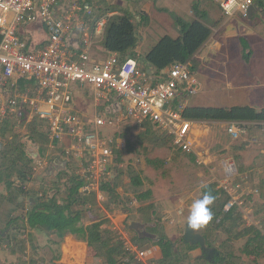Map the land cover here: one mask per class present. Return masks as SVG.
I'll return each instance as SVG.
<instances>
[{"label": "rangeland", "instance_id": "rangeland-1", "mask_svg": "<svg viewBox=\"0 0 264 264\" xmlns=\"http://www.w3.org/2000/svg\"><path fill=\"white\" fill-rule=\"evenodd\" d=\"M93 1L101 3L102 7L114 5L118 9L133 11L135 21L138 19L139 11L150 7L152 14L147 17L145 24L141 26L135 22L138 37L136 52L140 58L161 37L165 35L172 38L177 37L179 33L176 19L191 22L192 18L188 16V7L192 10L196 2L194 0L190 6L189 4L187 6L183 0H141V2H137V0ZM258 10L252 21L240 14L235 17L234 25L229 28V31L232 29L234 32L232 36L236 37L230 40L228 45L216 55L218 64L212 66L213 70H210L212 59H209V62L206 60L203 63L202 67L210 66L205 69L198 66V60L190 62L191 67L193 66L194 68V77L203 84V88L200 93L195 92L188 96V106H192L193 102H196L194 104L206 107H223L240 104L251 105L257 110L258 108H264V71L261 72L264 64V16L258 13ZM76 18L83 19L84 15L77 12ZM204 22L209 26L214 23L211 17L205 19ZM105 33L106 31L102 34V38H104ZM242 40L243 44L241 45ZM247 46L253 51V61L248 64L242 59V52H247ZM230 70L238 72V75H234V79H238L235 83L224 79V74ZM230 81L234 85L233 89H231L232 92L225 93L224 91H230L228 87V82ZM73 84H71V90L82 92L78 98H82L83 103L77 104L76 98L72 96L69 106H73L74 102H76L75 112L81 115L87 123H90L95 115L93 92L87 85H84L82 88H76L77 84ZM240 88L243 89L240 90ZM229 94H235L239 98L225 97ZM97 110L101 112L103 107H99ZM120 116V119L123 120L124 112ZM115 122V127L107 125L100 128V134L102 137H115L123 145L122 149H120V163L114 162L113 167L115 176L118 173L117 169H120L122 172L118 178L119 186L117 188V192L122 197V206L120 205L118 208L108 211L105 208L106 195L104 202L98 203L96 201V206L87 212L85 224L99 219L106 220L107 226L122 242L128 241L135 245L128 227L131 223H140L145 225L148 230H150L149 228L155 229V233L153 234L156 238L159 236V232H164L170 241L174 242L175 245H179L185 224L187 223L191 203L193 200L202 197L201 189L204 186L214 183L220 188V184L224 179L223 163H233L237 168L238 176L229 190H232V195L242 203L244 211L250 214L249 224L252 227L261 229L262 221H264V130L261 127L249 125L245 128L244 133L239 134L238 138L234 140L227 133L226 129L227 141L229 143L228 150H222L223 148L219 147L214 139L205 142L203 147H196L193 144L192 150L196 151L201 156V159L192 161L188 154L174 150L171 143L155 146L149 145L146 142L140 144L139 135L141 130L132 127L128 120H125V122ZM26 130L24 124H19L16 129L20 141L24 143L25 152L28 155L32 153L39 154L38 146L29 140L28 131ZM254 136H257V140L253 142L252 138ZM66 141L67 139H64L57 146H54V148L48 144V146H45L46 151L43 156L33 157V165L35 166L41 161L42 167L36 169L29 187L42 188L49 196L53 195L57 188H59L61 192L58 194V197L61 198L65 195L63 183L67 181V178L63 175L60 180L57 179L60 170L65 167L62 163L66 162L68 164L65 171L68 176L76 172V162L74 160L67 161L62 154L69 146ZM250 141L253 143L252 147L245 149V146L249 145ZM237 155L243 160L250 159L251 164L238 163L235 160ZM203 162L207 165L205 166ZM241 165L243 166L242 169H240ZM129 169L135 171L143 181V185L139 189H136V193L151 191L150 201L139 204L134 199V188L129 185L126 175ZM237 185L240 187L238 191L235 188ZM0 193L6 194L3 186H0ZM19 202H22L25 207L28 205L27 200H24L22 197L19 198ZM147 204H152L153 210L148 213L139 212V208ZM10 208H12L10 203H2L0 211L1 220L4 219V214L8 212H14L15 214L17 211V214L22 212L21 209L13 211ZM147 216L151 219L149 222L144 221V218ZM241 227L245 228L244 223H241ZM203 231L204 228L200 229L197 233L202 235ZM148 233L150 232L148 231ZM219 233L216 237V246L214 247L216 249H219V245L227 237L221 234L222 232ZM123 236H126V240H123ZM22 238L27 247L24 261L17 260L9 250H1L0 264H28L31 258L37 264H60L58 261L61 255L58 245H60L61 241L54 235L47 234L44 231H29ZM232 240L233 253L239 259L237 264H264L263 251L251 250L253 247L245 248L247 236L238 239L232 238ZM149 249H153L154 255L151 260L145 261L142 264H154L159 257L157 248L148 244L147 248L141 250ZM244 249H250L253 254L247 256L243 252ZM187 256L188 260L193 262L196 257H200V253L198 250L187 252ZM90 264L100 263L91 257Z\"/></svg>", "mask_w": 264, "mask_h": 264}, {"label": "built area", "instance_id": "built-area-1", "mask_svg": "<svg viewBox=\"0 0 264 264\" xmlns=\"http://www.w3.org/2000/svg\"><path fill=\"white\" fill-rule=\"evenodd\" d=\"M258 1L222 0L219 6L226 18L237 14L247 17L248 10ZM98 4L82 0H0V125L7 117L18 118L26 113L28 119L37 117L45 122L52 148L56 142L68 139L70 143L63 155L67 161L76 162L75 174L83 181L80 191L93 193L101 203L106 199L101 185L114 178L115 151L123 145L115 137H102L100 128L115 127V121L128 120L132 127L143 130V125L150 123L171 137L175 150L192 154V122L183 118L182 111L188 96L197 92L198 86L190 63L170 66L155 81L151 70L143 69L132 58L121 62L118 53H108L106 59L93 61L89 54L92 38L104 33L110 16L99 18L91 26L84 18L103 8ZM59 5L64 10L62 16ZM77 12L84 18L77 19ZM36 22L43 24L47 40L42 47L27 50L20 31ZM73 36L77 38L78 52L69 48ZM29 80L32 88L21 89L20 81ZM73 83L87 85L93 92L95 115L90 123L69 106ZM99 107H103L101 112ZM244 130L238 123L227 127L234 139ZM35 166L34 172L42 167V162ZM223 167L220 189L230 197L224 213L236 206L245 227H252L248 222L250 214L229 190L238 176L237 168L233 163H223ZM235 188L240 189L238 185ZM123 244L138 262L149 261L154 255L153 249L139 250L128 241Z\"/></svg>", "mask_w": 264, "mask_h": 264}, {"label": "trees", "instance_id": "trees-1", "mask_svg": "<svg viewBox=\"0 0 264 264\" xmlns=\"http://www.w3.org/2000/svg\"><path fill=\"white\" fill-rule=\"evenodd\" d=\"M91 2L94 1L82 0V3ZM256 5L257 9H260L264 14V0H259ZM192 9L195 19L191 22L176 19L179 33L176 38L168 35L161 37L142 58L135 51L138 42L135 22L141 25L146 19L144 16L138 14V22L135 21L133 11L108 5L97 8L84 19L90 21L89 23L93 26L99 18L107 17L108 14L112 13L113 15L107 17L106 33L102 40L103 49L108 53H118L121 62L127 58L134 59L139 66H143V69L151 70V76L157 81L159 75L170 66L176 63L192 62L193 57L212 35L211 28L203 22L205 17L203 12L199 11L197 4ZM253 18L254 15L250 21ZM252 53L253 51L248 46L247 52H242V59L246 64L250 63ZM193 72L192 66L191 73L193 74ZM182 116L189 121L238 123L244 129L249 125L262 128V124H264V108L257 110L248 105L228 108L186 106L182 111ZM27 117L26 113H21L18 118L7 117L0 125V186H3L6 192V194L0 193V211L2 203L6 202L22 211L19 215L8 212L4 214L3 220L0 218V251L9 250L17 260L24 261L27 247L22 237H25L30 230L40 229L47 234H53L59 241L70 234L76 240L86 242L89 257L98 260L100 264H142L125 249L123 242L107 226L106 220L99 219L89 224L84 223L87 212L96 206V198L93 193L86 194L80 191L83 181L75 173L70 176L65 173L68 167L66 162V164L64 163V170L59 172L57 178L60 180L63 175L67 178V181L63 183L65 190L63 197H58L61 192L59 188L53 195L49 196L42 188L29 187L35 174L33 159L29 158L25 152L24 143L20 141L16 129L19 124H24L26 131H28L29 140L38 146V156L44 155L45 146H48L49 141L45 122L37 117H32L29 120ZM139 136L140 144L146 142L155 146L171 142L169 136L160 133L150 123L143 125V131L141 130ZM58 144L56 142L55 146ZM115 154V162L120 163V150H116ZM188 155L190 160L194 161V155ZM117 172L112 180L101 185V190L107 195L105 208L108 211L122 206V199L117 192L118 178L122 172L120 169H117ZM126 175L129 185L134 188V199L139 204L148 202L152 195L151 191L136 193V189L143 185L139 175L130 169ZM205 191H210L215 196V202L211 206L213 220L204 227L202 236L205 245L212 247L216 243L219 232L226 235V239L219 245L218 252L220 254L215 256L212 263H208L201 257H196L193 262H190L187 258V252L200 251L199 246L185 245L182 239H180L179 245H175L164 232H159V236L154 240H140L137 234L131 231L132 241L140 250L147 248V244L157 248L159 257L154 264H237L239 259L233 253L232 238L238 239L244 236H247L245 248L253 247L251 250L264 252V221H262L261 229L255 227L242 228L241 223L243 221L236 206L224 213V207L230 200L226 192L214 183L204 186L201 189L202 195ZM21 197L27 200V207L19 202ZM152 210V204L139 208L141 213H148ZM150 220L148 216L144 218L145 222ZM149 229L150 233H155V229ZM243 252L247 256L253 254L250 249H244ZM28 264H37V262L31 258Z\"/></svg>", "mask_w": 264, "mask_h": 264}, {"label": "crops", "instance_id": "crops-1", "mask_svg": "<svg viewBox=\"0 0 264 264\" xmlns=\"http://www.w3.org/2000/svg\"><path fill=\"white\" fill-rule=\"evenodd\" d=\"M179 1H182V0H179ZM193 1L194 0L188 2V0H183V2L186 3L187 6H188V4L190 6L193 3ZM195 1L196 2L194 4H197L198 9L201 13L203 12L205 19H207L208 17H211V20L214 21V23L211 26H209L203 21L208 27L211 28L212 35L209 38V40L199 49V51L193 57V62L198 60L199 61L198 66L202 67L203 63L206 60H208V62H209V59H212V63H210L211 67L210 66H203L202 68L205 69L207 67H210V70H213L212 66L218 64V62L216 61V58H217L216 55H218L222 51V49L228 45V42L230 40H232L234 37H236L234 35L232 36V34L234 32L232 31V29H230V31H229V28H231L234 25V19H235V17H237L238 14L232 18H226L223 15V13L220 9V6H219L220 1H222V0H195ZM181 7H179V8H181ZM183 7L185 8V6H183ZM58 10H59V15L62 16L64 14V10L62 9L61 5H59ZM188 10H189L188 16H190L192 18V20H194L195 16L193 13V9L190 10V8L188 7ZM149 11H150V7L146 8V10L139 11L140 12L139 14H141L142 16H144L147 19V17H149L152 14V12L151 11L149 12ZM256 11L253 13L254 16H255ZM258 13H260L262 16H264L263 13L261 12V10H258ZM109 15L111 16L113 14L110 13ZM146 19H144V23H142L141 26L143 24H145V22L147 21ZM74 21H76V20H74ZM137 21L139 22V15H138ZM20 36L24 39V42L26 43V49L27 50L38 49V48L42 47V45L47 40V33H46V30H45V28L41 22H36V23L30 24V25H25L24 28L21 29V31H20ZM102 40H103L102 35H98V36L94 35L92 38V44L89 48V54H90V57L93 61H102V60L106 59V57L108 56V52H106L103 49ZM68 44H69L70 49H72L75 52H78V50H79L78 46L79 45H78L76 36L71 37ZM252 61H253V58L251 56L250 62H252ZM141 67L143 68V66H141ZM147 70L150 71L149 69H147ZM263 71H264V64H263V68L261 69V72H263ZM234 75H238V72H236V71L233 72V70H230L228 73L224 74V79H227V81L231 80L232 82L235 83L238 79L237 78L234 79ZM239 75H240V73H239ZM192 76L195 79L196 84L198 86L197 93L198 92L200 93L202 88H203V84L200 83L199 80L194 77V72H193ZM231 81L228 82V85H229L228 87L230 88V91H224L225 93L226 92H228V93L232 92L231 89H233L232 87H234V85H232ZM73 85H72V88H73ZM26 86H28V88H32V86H33L32 81H30V80L25 81V82L20 81L21 89L25 88ZM76 88H82V87L77 85ZM242 89L243 88H240V90H242ZM72 92H73V96L76 98L77 104L83 103L82 98H80V99L78 98L80 96V93H82V92H80V91L74 92L73 90H72ZM225 97H232V98L238 97L239 98V96H236L235 94H233V95L229 94L228 96H225ZM194 103H196V102H193L192 106H190V107H206V106H199L198 104H194ZM75 105H76V102H74V105L70 107L73 111H75ZM238 105H240V104H235V105H231V106H223V107L228 108V107L238 106ZM186 106H188V101H187ZM248 106H251V105H248ZM220 107H222V106H220ZM262 108H258V110H260ZM191 122H192V124H191V130H190V139L193 142V144L196 145V147H203L205 145V142H207L209 140L212 141V139H214L215 142L219 145V147L223 148L222 150H228L229 143L227 141L226 129L232 123L205 122V121H191ZM231 138L234 140V138L232 136H231ZM169 139L172 142L171 137ZM256 140H257V136H254L252 138V141L254 142ZM66 142L69 145L70 142L68 141V139ZM171 142H169V143H171ZM252 144L253 143L250 141V144L246 145L245 149L252 147ZM173 149H174V147H173ZM36 154L37 153H32L31 155H28V154L27 155L29 156V158L33 159V157H38V154H37V156H36ZM192 155H194V157H195L194 161H196V159L198 160L199 158L201 159V156H199L196 153V151L195 152L193 151ZM235 160H237L238 163H241V164H245V165L251 164L250 159L249 160H246V159L243 160L238 155L235 157ZM203 164L205 166L207 165L205 162H203ZM242 168H243V166L241 165L240 169H242ZM62 170H64V169H62ZM62 170H60V171H62ZM105 198H106V194H105ZM121 199H122V197H121ZM10 210L16 211L19 209L16 208L15 206L13 207V205H12V208H10ZM17 213H18V211L16 212V214L13 212V214L19 215ZM30 231H39L40 232L42 230L33 229ZM58 246L60 248V255H61L60 259L58 261V262H60V264H90V258L91 257H89L88 246H87L86 242L78 241L72 235L68 234V235L64 236V238L61 240L60 245H58Z\"/></svg>", "mask_w": 264, "mask_h": 264}, {"label": "clouds", "instance_id": "clouds-1", "mask_svg": "<svg viewBox=\"0 0 264 264\" xmlns=\"http://www.w3.org/2000/svg\"><path fill=\"white\" fill-rule=\"evenodd\" d=\"M214 202L215 196L210 191H205L201 198L193 200L187 217L188 230L198 232L212 222L213 212L211 206Z\"/></svg>", "mask_w": 264, "mask_h": 264}, {"label": "water", "instance_id": "water-1", "mask_svg": "<svg viewBox=\"0 0 264 264\" xmlns=\"http://www.w3.org/2000/svg\"><path fill=\"white\" fill-rule=\"evenodd\" d=\"M254 13V8H250L247 13V18L250 19ZM264 15V14H263ZM64 164V163H62ZM129 231H134L140 240L143 239H151L154 240L156 236L154 234H150L145 230V225L140 223H131L128 227ZM182 242L185 245L189 246H199V250L201 251V255H211L212 252H215V248H209L205 245V240L203 236L197 232H193L188 230L187 223L185 224ZM218 255V254H217ZM209 263H212L210 260L207 259Z\"/></svg>", "mask_w": 264, "mask_h": 264}, {"label": "flooded vegetation", "instance_id": "flooded-vegetation-1", "mask_svg": "<svg viewBox=\"0 0 264 264\" xmlns=\"http://www.w3.org/2000/svg\"><path fill=\"white\" fill-rule=\"evenodd\" d=\"M252 8H254V12L256 11V10H258L257 9V5H254ZM145 230L148 232V228L145 226ZM216 245H214V246H212V247H209V248H214ZM216 249V248H215ZM199 253H200V257L201 258H203L205 261H207V259L208 260H210L211 262H213V260H214V258H215V256H218L220 253L218 252V249H216V251L215 252H212L211 253V255H201V251H199ZM218 254V255H217ZM208 262V261H207ZM209 263V262H208Z\"/></svg>", "mask_w": 264, "mask_h": 264}]
</instances>
